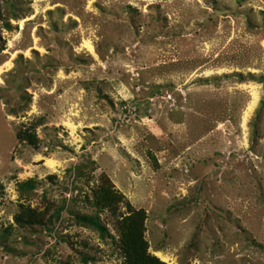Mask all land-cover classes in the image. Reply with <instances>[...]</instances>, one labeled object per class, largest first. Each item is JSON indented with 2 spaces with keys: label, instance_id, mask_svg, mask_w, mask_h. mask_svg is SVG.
Instances as JSON below:
<instances>
[{
  "label": "rangeland",
  "instance_id": "rangeland-1",
  "mask_svg": "<svg viewBox=\"0 0 264 264\" xmlns=\"http://www.w3.org/2000/svg\"><path fill=\"white\" fill-rule=\"evenodd\" d=\"M139 210L164 264H264V0H0V264H124Z\"/></svg>",
  "mask_w": 264,
  "mask_h": 264
},
{
  "label": "trees",
  "instance_id": "trees-1",
  "mask_svg": "<svg viewBox=\"0 0 264 264\" xmlns=\"http://www.w3.org/2000/svg\"><path fill=\"white\" fill-rule=\"evenodd\" d=\"M27 187H33L32 182L24 184ZM124 200L121 194L115 192L109 185L102 186L95 194L93 202L94 207L100 211H110L115 213L116 207ZM21 220L20 217L17 218ZM77 220L92 226L101 236H104L107 231L100 223L98 216H79ZM31 223L38 222V220L29 219ZM144 213L139 211L130 212L129 215L123 217L118 222L120 231L121 248L124 254V264H164L156 257L148 253V245L144 239Z\"/></svg>",
  "mask_w": 264,
  "mask_h": 264
}]
</instances>
